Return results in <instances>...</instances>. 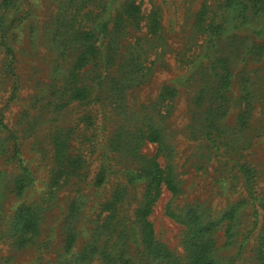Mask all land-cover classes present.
Instances as JSON below:
<instances>
[{
    "label": "rangeland",
    "instance_id": "374dc122",
    "mask_svg": "<svg viewBox=\"0 0 264 264\" xmlns=\"http://www.w3.org/2000/svg\"><path fill=\"white\" fill-rule=\"evenodd\" d=\"M195 256L264 264V0H0V264Z\"/></svg>",
    "mask_w": 264,
    "mask_h": 264
},
{
    "label": "trees",
    "instance_id": "16d2710c",
    "mask_svg": "<svg viewBox=\"0 0 264 264\" xmlns=\"http://www.w3.org/2000/svg\"><path fill=\"white\" fill-rule=\"evenodd\" d=\"M127 8L125 9V11L127 13H130V12H134L136 10V7L133 6V5H128L126 6ZM152 140L154 141H157L159 142L160 141V135L156 132V131H152V133L150 134ZM162 182V178H161V173L159 171V169H155L154 172L152 173V176H151V183H152V187H158L160 185V183ZM167 185L168 187L170 188H174V186L172 185L171 181L167 180ZM30 207H25L24 209L21 210V212L19 213V221L20 222H29V219L27 218L29 216V212H30ZM26 223V225H28ZM147 230H149V226L147 225ZM198 230L200 231L201 228H198ZM151 232H149L148 234H144L145 236V240L148 241L149 240V235H150ZM193 264H206V262L204 263L203 262V259L202 257H198L195 256L194 259H193ZM208 264V263H207Z\"/></svg>",
    "mask_w": 264,
    "mask_h": 264
}]
</instances>
